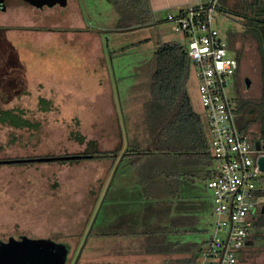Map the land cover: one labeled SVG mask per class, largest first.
<instances>
[{
	"label": "rangeland",
	"instance_id": "rangeland-1",
	"mask_svg": "<svg viewBox=\"0 0 264 264\" xmlns=\"http://www.w3.org/2000/svg\"><path fill=\"white\" fill-rule=\"evenodd\" d=\"M208 1L196 0L193 5ZM241 1L219 0V3L236 10ZM166 18L164 15L165 20L153 26L119 31V13L108 0H71V5L22 10L17 16L0 13V109L19 107L25 111V118L40 123L33 129H16L0 123V159L44 154L60 157L82 152L86 144L71 138L74 130L86 141L96 140L101 150L114 148L122 136L126 148L149 149L146 104L152 97L156 51L161 43L169 41L187 44L182 34L171 31ZM242 22L234 11L227 12L223 7L217 11L214 26L226 40L230 35L232 48L241 54L238 94L255 119L249 127L250 135L258 139L260 124L255 117L262 100V64L257 42L251 35L243 34ZM79 27L89 32L91 29L107 32L89 34L91 38L82 34ZM236 52L230 54L236 56ZM188 92L205 125L194 71ZM231 94L237 96L234 89ZM40 97L50 101L51 110L39 109ZM235 118L238 126L244 120L237 113ZM119 163L115 166L111 161L88 159L0 164V237L24 236L68 245L67 264H74L97 214L94 232L78 264H104L112 260L105 256L111 255L124 260H115L114 264L127 261L141 264L137 259L149 242L140 237L149 240L151 235H167L164 229L151 235L142 231L153 224L162 228L166 225L165 202L171 196L175 204L171 213L195 210L203 220L198 231L172 234L178 242L197 244L200 249L197 264L203 263L216 219L211 191L201 172L214 169L215 164L193 173L183 171L179 181H184L174 192L170 185L166 196L150 192L128 160ZM191 174L199 177L192 178ZM173 224L179 229L185 225L182 226V220H174ZM100 228L119 234L100 237L97 234ZM243 256L238 264H264V247H253Z\"/></svg>",
	"mask_w": 264,
	"mask_h": 264
},
{
	"label": "trees",
	"instance_id": "trees-1",
	"mask_svg": "<svg viewBox=\"0 0 264 264\" xmlns=\"http://www.w3.org/2000/svg\"><path fill=\"white\" fill-rule=\"evenodd\" d=\"M108 2L115 7L120 15L119 29H136L157 24L149 0H108ZM223 7L227 9V12L234 11L242 19L243 34L251 35L258 45L262 64V100L259 113L255 118L258 117L260 124L258 138L264 140V0H252L251 3L242 0L241 4L237 5L236 10H231L233 8L230 9V7L220 3L218 11L223 10ZM228 41L232 47L233 41L230 36H228ZM156 56L157 69L152 76L151 83L152 97L146 104L151 147L140 149L131 146L126 149V142L122 136L114 148L101 150L96 140L86 141L78 130H74L70 133L71 138L79 144H86L84 151L76 154L91 157L69 161L76 162L88 159L111 161L116 166L125 152L121 163L128 160L130 166L138 170L140 181L147 186L156 183L159 179L168 183L176 176L177 172L175 171L182 167L212 166L214 164L205 125L200 115L195 112L189 97L188 83L193 74V64L187 45L175 41L161 43L156 51ZM237 59L241 63V54L238 51ZM38 106L43 112L51 110V103L45 97L39 98ZM24 112L19 107L0 109V123L16 129L37 128L40 123L25 118ZM236 113L243 115L244 118L243 122L239 121L240 130L249 132V127L255 119H252L251 110L245 102L240 100L239 96L236 99ZM45 158L47 159L37 160ZM50 158L57 157L53 154H44L29 158L34 160H29L26 163L37 162L43 164L53 161H66L51 160ZM259 226H264L263 220L254 219V227ZM97 234L100 237H112L117 236L119 233L100 228ZM52 243L59 248L60 243L53 240ZM172 248L177 249L176 245L174 247L162 245L160 250L169 252ZM66 251L64 264L68 262L70 248H67ZM199 251L200 249L197 254ZM197 254L189 259L177 260L178 262H176L177 264H195ZM104 264L113 263L109 261Z\"/></svg>",
	"mask_w": 264,
	"mask_h": 264
},
{
	"label": "built area",
	"instance_id": "built-area-1",
	"mask_svg": "<svg viewBox=\"0 0 264 264\" xmlns=\"http://www.w3.org/2000/svg\"><path fill=\"white\" fill-rule=\"evenodd\" d=\"M218 4L219 0H209L169 14L167 21L171 31L187 41L215 164L206 183L211 191L215 232L201 264H237L253 234L255 209L264 200V172L258 163L264 156V140L253 139L236 121L237 96L231 92L239 61L214 26Z\"/></svg>",
	"mask_w": 264,
	"mask_h": 264
},
{
	"label": "crops",
	"instance_id": "crops-1",
	"mask_svg": "<svg viewBox=\"0 0 264 264\" xmlns=\"http://www.w3.org/2000/svg\"><path fill=\"white\" fill-rule=\"evenodd\" d=\"M77 1V0H76ZM196 0H149L152 11H153V16H154V20L155 22H159V21H164L165 19H163L164 15H169V14H177L181 11H185L187 10L189 7L194 6L193 3H195ZM77 3V2H76ZM71 5V0H66V2L64 4H55L56 5ZM78 5V4H76ZM220 5V3L218 4V6ZM5 10H0V13H5V14H10V13H14L15 16H17L19 13H22V10L24 11H30L32 8L35 9H42V8H38L34 5H32L31 3H29L27 0H5ZM44 7H48V6H44ZM43 7V8H44ZM53 7V6H52ZM51 8V7H49ZM176 12V13H174ZM119 19H120V15H119ZM118 19V21H119ZM167 21V18H166ZM119 24V22H118ZM70 29H74L76 27H69ZM80 28V27H79ZM82 31V34L87 33L88 36H95L97 32L96 30L91 29V32H89L90 30H86V28H80ZM46 32H49L46 31ZM68 32H72V31H68ZM74 34V32H72ZM91 34V35H89ZM91 36V38H92ZM172 42V41H169ZM234 50V49H233ZM236 52V50H234ZM236 56H237V52H236ZM241 67V63H239V69ZM194 71V70H193ZM238 73V71H237ZM237 76V75H236ZM203 167H208V166H189V167H182L179 170L175 171L177 172L176 176L174 178H172L171 181H168V183L166 181H161L160 179L156 182L153 183L148 187V189L150 190V192H152L154 195H161L162 193H167V191H170L169 187L171 185V191H176L177 187L180 185L181 182H183L184 180L181 179V181H179V179L181 178V173L183 171H191L192 173L195 172L196 169H200ZM189 173V172H188ZM214 173V169L207 171L206 173H202V176L205 175L206 179L204 180V182L208 181V179L213 175ZM197 174H200L197 173ZM200 174V175H201ZM196 174H191L192 178L193 177H199L198 175L194 176ZM138 179V178H137ZM140 180V179H139ZM192 180V179H191ZM194 181V180H192ZM141 182V181H140ZM146 186V185H145ZM154 190V192L152 191ZM166 196H168V194H166ZM171 198V196L167 197V200L165 202V206H167V209L165 211V215H166V222H165V226L162 225H156L153 224V226H150L146 229H144L142 231V234H147L150 233V235L152 234V232H161L162 229H164L163 231L165 233H167V235L165 236H155L152 237V235L149 237V240H147L146 236H142L140 237V240H144L146 241V243L149 242V244H146V249L142 251V254H140V258L137 259V261L141 262V264H177V260H182V259H189L191 257H194L199 248L197 246V244L194 243H183V242H178L177 240H175L176 238H173L172 234H176V232L181 231L182 233H187L190 231H198L199 230V226H203L202 222L203 220L200 218L199 213L195 210H187L184 209L182 212H175L173 211L171 213L170 208H172L173 206H175L173 199H169ZM212 199V198H211ZM158 210V208H157ZM255 219V218H254ZM175 221H180L182 220V229L176 228L175 224H173V222ZM187 223V224H186ZM195 228H192V226ZM171 226V227H170ZM104 230L107 231H112L108 228H102ZM117 232V231H114ZM170 234V235H169ZM162 241V242H161ZM153 244H150V243ZM164 245V246H173L176 245L177 249H173L171 251H165L162 252L160 250V247ZM250 246H246L245 249L243 251L240 252L239 255V259H243L244 258V252L246 250H250ZM105 257H109L112 258V260H108L107 262H112L114 264L115 260H117L118 258L114 255L111 256H105ZM117 259H114V258ZM123 259L117 260L120 261ZM177 261V262H176ZM124 262V260H123ZM132 261H127L126 264H132ZM197 264V261L196 263Z\"/></svg>",
	"mask_w": 264,
	"mask_h": 264
},
{
	"label": "water",
	"instance_id": "water-1",
	"mask_svg": "<svg viewBox=\"0 0 264 264\" xmlns=\"http://www.w3.org/2000/svg\"><path fill=\"white\" fill-rule=\"evenodd\" d=\"M29 3H31L32 5L38 7V8H43L44 6H48V7H52L54 6L55 4L59 3V4H64L66 2V0H27ZM5 0H0V10H5ZM132 29H135V28H130V29H118L119 31H127V30H132ZM97 32H107L105 30H96ZM246 82V86L249 87L250 85V81L248 78H246L245 80ZM128 148V147H127ZM126 148V149H127ZM263 148H264V145H263ZM125 152L123 153V155L121 156V159H120V163L123 159V156H124ZM85 157H91V156H86V155H79V154H71V155H65V156H60V157H57V158H50L51 160H66V161H69V160H77V159H81V158H85ZM47 158L45 159H37V160H46ZM29 160H34V159H29V158H20V159H3V160H0V164H18V163H26L28 162ZM119 163V164H120ZM259 163V166H260V170L264 172V156L261 157L258 161ZM119 166V165H118ZM118 169V167H117ZM96 218H97V214L95 215L91 225H90V228L88 230V233L86 235V238H85V242L79 252V254L77 255L76 257V260L74 262V264H78L81 256H82V253H83V250L86 246V243L93 231V228H94V225H95V222H96ZM24 240H28L27 244H22L20 242H16L14 240H11L8 244V248L10 249L8 251V253H4V254H0V259L2 257H6V256H9V255H15V254H21V253H36L38 251L41 250L42 248V251L45 252V254H47L50 258V260L52 261V264H64L65 262V258H66V253L67 251L65 252V250L61 249L60 247H66L68 248L67 246L65 245H61L59 244V248L56 247L53 243H52V240H49V239H27V238H24ZM257 244H261V243H257Z\"/></svg>",
	"mask_w": 264,
	"mask_h": 264
},
{
	"label": "flooded vegetation",
	"instance_id": "flooded-vegetation-1",
	"mask_svg": "<svg viewBox=\"0 0 264 264\" xmlns=\"http://www.w3.org/2000/svg\"><path fill=\"white\" fill-rule=\"evenodd\" d=\"M228 36H230L228 34ZM229 42V41H228ZM230 44V43H229ZM241 69L238 70L237 76L235 77V90L238 94V83L241 80ZM264 193V190H263ZM264 195V194H263ZM255 220H263L264 223V200L262 204L255 209ZM11 240H14L16 242H20L22 244H27L28 240H24V236L22 237H13L9 236L7 239L5 237H0V254L8 253L10 250L8 248V244ZM261 243V244H257ZM250 246V248L253 249V247H264V226L255 227L252 236L247 241V247ZM0 264H52V261L50 260L49 256L45 254V252L42 251V248L40 251L36 253H21V254H15V255H9L6 257H2L0 259Z\"/></svg>",
	"mask_w": 264,
	"mask_h": 264
}]
</instances>
